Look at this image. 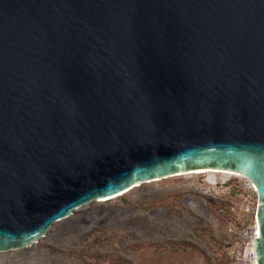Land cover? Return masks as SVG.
Instances as JSON below:
<instances>
[{
    "label": "water",
    "instance_id": "1",
    "mask_svg": "<svg viewBox=\"0 0 264 264\" xmlns=\"http://www.w3.org/2000/svg\"><path fill=\"white\" fill-rule=\"evenodd\" d=\"M198 171L255 186L264 264V0H0V253Z\"/></svg>",
    "mask_w": 264,
    "mask_h": 264
},
{
    "label": "rangeland",
    "instance_id": "2",
    "mask_svg": "<svg viewBox=\"0 0 264 264\" xmlns=\"http://www.w3.org/2000/svg\"><path fill=\"white\" fill-rule=\"evenodd\" d=\"M241 176L171 177L94 201L0 264H231Z\"/></svg>",
    "mask_w": 264,
    "mask_h": 264
},
{
    "label": "built area",
    "instance_id": "3",
    "mask_svg": "<svg viewBox=\"0 0 264 264\" xmlns=\"http://www.w3.org/2000/svg\"><path fill=\"white\" fill-rule=\"evenodd\" d=\"M241 189L242 193L232 207L234 223L232 229L237 235L236 251L231 264H257L254 241L258 235V193L255 186L245 177Z\"/></svg>",
    "mask_w": 264,
    "mask_h": 264
},
{
    "label": "bare ground",
    "instance_id": "4",
    "mask_svg": "<svg viewBox=\"0 0 264 264\" xmlns=\"http://www.w3.org/2000/svg\"><path fill=\"white\" fill-rule=\"evenodd\" d=\"M206 175V174H210V175H214V174H220V175H232V176H240V175H237V174H233V173H226V172H216V171H198V172H194V173H190V174H183V175H180V176H186V175ZM174 177H179V176H174ZM242 177V176H241ZM134 190V189H133ZM132 191V190H131ZM130 192V191H129ZM127 192V193H129ZM125 193V194H127ZM125 194H121L119 196H116V197H113V198H109V199H106V200H112V199H116V198H119ZM105 201V200H104Z\"/></svg>",
    "mask_w": 264,
    "mask_h": 264
}]
</instances>
